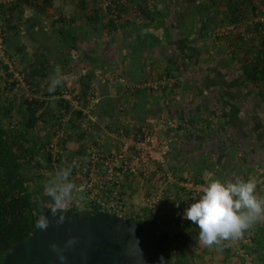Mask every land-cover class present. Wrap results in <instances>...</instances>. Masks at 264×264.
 <instances>
[{
  "label": "crops",
  "instance_id": "0c3cea01",
  "mask_svg": "<svg viewBox=\"0 0 264 264\" xmlns=\"http://www.w3.org/2000/svg\"><path fill=\"white\" fill-rule=\"evenodd\" d=\"M49 2L41 13L36 6L40 2L36 0L35 6L24 12L26 21L15 22L20 28L37 22L32 30L43 29L40 23L50 29L53 17L65 15V22L59 26L70 30L78 41L77 47L58 41L57 47L47 48L32 44L29 39L27 51L30 56L34 50H41L44 56L61 57L44 82L46 91L57 69L61 71L63 91L71 87L77 95L83 77L91 80L90 94H98L99 100L92 111L94 120L91 119L88 127L95 123L92 128L100 132L95 139L103 149L115 151L118 148L117 133L121 129L130 133L144 123L158 125L159 136L172 148L168 157V167L176 180L169 191L172 198L179 193V182L196 178L203 162L201 156L208 159L204 163L207 180L216 177L223 166H228L232 149H236L235 157L244 161V167L245 164L264 166V144L261 145L264 140L259 141L264 137V103L258 97L257 87L249 83L241 85L244 74L240 57L251 53V48L248 53L239 51L238 41L230 37L222 40L209 35L206 41H200L197 33L181 36L174 25L180 6L171 0H153L149 5L150 16L136 11V6L130 8L129 12L133 13L124 16L125 28L115 32L109 41H102L90 24L85 25L83 12L79 11L80 0ZM71 17L75 21L70 20ZM159 23L162 26L158 27ZM21 36L24 37L22 33ZM29 62H33V58ZM164 80L166 85L160 90L150 87L154 81ZM112 103L115 104L113 116L103 112V106L105 110ZM163 114L173 118L179 127H186L190 118L201 121L188 126L190 130H184L182 139H178L175 131L159 125ZM207 128H211L210 133ZM206 132L209 133L207 138ZM228 162L238 161L233 158ZM217 165L221 168H216ZM214 169L217 170L215 175ZM224 171L229 173L227 169ZM244 175V170L241 175L235 174L236 180ZM183 224L178 228H183Z\"/></svg>",
  "mask_w": 264,
  "mask_h": 264
},
{
  "label": "trees",
  "instance_id": "16d2710c",
  "mask_svg": "<svg viewBox=\"0 0 264 264\" xmlns=\"http://www.w3.org/2000/svg\"><path fill=\"white\" fill-rule=\"evenodd\" d=\"M35 1L0 0V22L2 28L5 29V50L11 57H16L15 69L24 74L26 84L23 86L19 83L15 77V72L11 71L10 67L0 60V264H3L4 256L16 242L26 239L32 233L39 217L46 210L54 207L51 198L45 193V184L39 180L45 170L48 171L56 167L53 165L54 156L51 147L52 138L56 132L63 128L65 131V137L59 141L61 149L57 166L60 167L65 165L70 168L72 156L84 157L90 144L99 145L95 136L100 135V132L94 130L96 128H92L95 123L92 122V125L88 127L91 117L85 114L82 109H76L71 101L64 98L63 85H58L52 92L45 90L44 82L54 71V63L61 60V57L55 59L44 56L41 50H34L33 56H30L27 51L26 43L29 39L32 44L41 47H57L59 45L58 35H56L58 32L64 39L61 41L63 39L59 37L61 43L63 42L69 47H77L78 42L70 30L64 26H59L60 23L65 22L64 14L57 18L53 17L51 30L46 28L44 23H40L43 29L32 30L37 22L20 28L16 22L22 24L26 21L24 12L28 7L35 6ZM47 1L50 0H38L40 3L36 6L40 9L39 12L43 13V10L47 8ZM187 1L189 3H186ZM171 2L180 6L176 12L174 25L181 36L190 37L192 33H197L200 41H206V38L211 36V32L215 29L233 25L236 31L224 35L220 39L230 37L237 40L239 42L236 44L237 49L246 53H248L250 46L245 41L243 33L249 28L259 32L261 25L260 22H256L252 26L247 23V20L251 19L250 16L258 17L259 14H264V0H171ZM152 3L153 0H94L91 3L88 0H80L78 5L79 11L83 12L82 18L85 25L90 24L93 33L101 36L102 41H109L115 32L127 24L124 21V14L128 13L130 8L136 6V11L140 10L146 16H150L149 5ZM102 4L104 5L102 6ZM220 11L222 15H220ZM70 20L75 21V18L71 17ZM188 20L191 21L190 24L186 23ZM180 21L185 22V24H181ZM243 24L248 26L243 27ZM157 26H162V23ZM90 35L94 34L90 33ZM260 42V46L264 48V39H260ZM250 50L253 53L255 46L252 45ZM251 53L240 57L239 62L244 74L241 85L244 87L246 83H249L251 86L257 87L259 89L258 97L264 103V49H259L255 57H247ZM32 58L33 62L30 63L29 60ZM91 84V80L84 76L82 87L76 96L82 106L89 105V97L92 95L90 94ZM114 105V103L109 104L105 110L103 106V112L111 113L113 116ZM64 117H69L65 123ZM199 121L201 120L197 121V118H190L186 127L180 128L185 131L190 130L188 126L191 124L195 126ZM207 132L210 133L211 128H207ZM207 132L204 135L205 138L209 135ZM263 140L264 137L261 136L259 141ZM257 141L254 142L259 145L260 143ZM263 144L261 143L262 146ZM105 150L107 151V149ZM240 153L242 155V152ZM230 154L229 160L237 158L235 157L237 155L236 149L230 150ZM201 158L203 166H199L200 171L195 181L205 185L208 180L204 175L207 169L204 163L206 164L208 159L203 156ZM64 160L67 161L64 162ZM229 160L227 159L228 168H226L232 170L233 166H229ZM219 166L217 165L216 168ZM213 178L218 177L213 176L210 179ZM179 189V192L182 189V191L185 190L181 186ZM178 194L172 198V192L167 193V198L171 200L172 206L180 205ZM165 203L161 202L158 210H163ZM71 209L90 218L99 211L97 208L84 211H79L75 207ZM175 211L171 213L169 221L166 220V212L159 215L149 209L144 211L143 216L136 213L134 219L149 229L157 246L164 253L167 264H197L199 261L203 262L201 264H206V260L203 258L204 254H200L196 250V245L200 242L199 228L191 222V224H185V228L187 230L195 229L198 234L179 231V225L184 223L183 213L181 211L180 214L174 213ZM161 220L164 225L163 230L159 228ZM257 232L258 234H256ZM246 234L251 245H245L241 241V247L250 254L257 251L258 258L264 262V228L253 225L242 234V237H245ZM191 238H195L193 242H191ZM226 242L224 241L225 244L228 243ZM173 248H178V251L171 255L174 251ZM226 250L229 251L230 249L226 248ZM253 260L256 263V259L253 258Z\"/></svg>",
  "mask_w": 264,
  "mask_h": 264
},
{
  "label": "built area",
  "instance_id": "2783aa9c",
  "mask_svg": "<svg viewBox=\"0 0 264 264\" xmlns=\"http://www.w3.org/2000/svg\"><path fill=\"white\" fill-rule=\"evenodd\" d=\"M8 1V0H4ZM260 22V37L257 41H252L249 34L244 32L245 41L249 43L250 48L255 46V51L247 57H255L256 53L261 47L260 39H264V14H259L258 20ZM236 30L235 26L219 27L212 33L213 38L220 39L224 35H229ZM5 29L2 28L0 22V60L14 71L17 62L16 57H11L5 50ZM15 72V71H14ZM15 77L23 86L24 74L15 72ZM166 85V81H154L150 87L160 90L162 86ZM70 89L64 91V98L71 101L76 109H82L85 114H88L94 120L92 115L93 108L98 103V94L92 93L89 97V105L82 106L76 98V93ZM75 93V94H74ZM69 117H64V123L68 121ZM96 120V119H95ZM159 125L167 126L176 132V137L181 139L184 130L170 116L163 114L159 120ZM159 126L153 122L139 125L127 133L125 129L119 130L117 133L120 139V144L115 151H106L100 145L90 144L87 154L84 157L72 156V166L69 168L70 172L77 173L79 176L81 186L78 189V195L73 196V199L67 202L64 208L71 209L75 207L81 211L93 210L117 214L122 218H133L136 213L143 216L144 210L140 213L131 207V196L127 189L137 191L146 190L144 200L146 208L150 211H157L161 202L167 201V193L174 181L172 172L168 167V157L171 153V145L164 141L157 132ZM65 137L64 129L56 132L54 140H52V154L54 156L53 165L57 166L60 159V139ZM67 160H64L66 162ZM174 180V181H173ZM160 182L162 188L156 194H153L154 182ZM180 186L183 187L187 196L185 197L183 208L187 207L191 202H195L202 193L204 184L195 183L194 181H181ZM145 207V206H144ZM185 210V209H184ZM248 238L239 237L233 240L234 244L242 241L244 244L251 245ZM234 252L241 257L243 253H248L242 249L235 248ZM236 250V251H235ZM249 256V254H247ZM244 259V258H243ZM246 263V260H245ZM254 264V261H252ZM247 264V263H246Z\"/></svg>",
  "mask_w": 264,
  "mask_h": 264
},
{
  "label": "water",
  "instance_id": "95a60500",
  "mask_svg": "<svg viewBox=\"0 0 264 264\" xmlns=\"http://www.w3.org/2000/svg\"><path fill=\"white\" fill-rule=\"evenodd\" d=\"M52 209L39 217H47L48 227L40 229L36 224L6 253L3 264H167L149 229L136 219L104 211L90 218L64 208L61 224ZM60 255L66 260L61 261Z\"/></svg>",
  "mask_w": 264,
  "mask_h": 264
},
{
  "label": "clouds",
  "instance_id": "9594fccd",
  "mask_svg": "<svg viewBox=\"0 0 264 264\" xmlns=\"http://www.w3.org/2000/svg\"><path fill=\"white\" fill-rule=\"evenodd\" d=\"M62 83L60 69L56 70L49 91L52 92ZM70 169H61L54 179L49 180L44 190L51 198L54 207L52 214L58 215L57 223H63L64 206L73 199L75 185L69 181ZM255 179L224 181L209 179L195 202L184 210L183 217L199 228V240L205 246L219 245L221 241L235 240L251 228L256 222L264 220V197L256 193ZM47 217L38 220L37 227H48ZM72 241H69L71 244ZM139 248V241H136ZM53 250L58 251L53 245ZM65 261L66 257L60 255ZM163 260V258H161Z\"/></svg>",
  "mask_w": 264,
  "mask_h": 264
},
{
  "label": "rangeland",
  "instance_id": "374dc122",
  "mask_svg": "<svg viewBox=\"0 0 264 264\" xmlns=\"http://www.w3.org/2000/svg\"><path fill=\"white\" fill-rule=\"evenodd\" d=\"M186 3H189L188 1L186 2ZM104 4H102V6H103ZM101 6V7H102ZM224 6V5H223ZM130 11V10H129ZM130 13H133V12H126L124 15H126V14H130ZM250 18L251 19H248L247 20V23L248 24H250V25H255V23H256V21L258 20V17L257 16H250ZM183 21V20H182ZM182 21H180V23L181 24H185V22H182ZM190 22L191 21H187L186 23L187 24H190ZM230 25H227V26H225V27H229ZM243 27H245V26H248L247 24H243L242 25ZM250 27V26H249ZM125 28V27H124ZM234 31H236V30H234ZM246 33H248L249 34V36H250V38H251V40L253 41V39H256L255 41H257L258 39H259V37H260V34H262L263 35V33H260V32H257V31H255V30H253L252 28H249L247 31H246ZM56 35H58L57 36V38H58V41L59 40H61V39H63L62 38V36L61 35H59V32H58V34H56ZM59 37H61V39L59 38ZM61 41H64V39L63 40H61ZM54 43V42H53ZM53 43H52V45H53ZM63 43V42H62ZM64 44V43H63ZM14 71L15 72H18L16 69H14ZM67 89H70V90H72L73 92H75L71 87H68ZM64 124V123H63ZM63 127H66V126H63ZM67 128V127H66ZM64 129V128H63ZM54 138H55V136H53V140H54ZM237 161L238 162H240V163H238V162H235V163H233V164H230L229 166H233V168H232V170H234L235 169V171H232V170H228L227 168V166H224L223 167V169L221 168V167H219V169L221 168V171L217 174V176L218 177H220L222 180H224V181H233L234 182V180H236V177H235V174L236 175H241L242 173H243V170H244V176L243 177H241V179L240 180H248V179H255V181H256V183H257V189H256V193H257V195L258 196H260V197H264V166H252V165H248V164H245V167H244V165H242L243 164V160H241L239 157H237ZM193 161H190V164H192L193 165ZM235 166V167H234ZM193 167V166H192ZM227 167V168H226ZM194 168V167H193ZM224 168H226L228 171H229V173H227L226 174V172L224 171V170H226V169H224ZM61 169H69L68 167H66L65 165L64 166H62V167H60V166H56L55 168H53V169H50V170H45L43 173L44 174H42L41 176H40V180L39 181H42V183H44V184H46L49 180H51V179H54L55 178V176H56V174L61 170ZM216 171L217 170H215L214 169V175L216 174ZM248 171V172H247ZM72 172V171H71ZM235 173V174H234ZM77 173H70V176H69V181L70 182H72L74 185H75V189H74V192H73V196H75V195H78L79 193H78V189L80 188V186H81V182H80V178H79V176L78 175H76ZM232 174H234V176H232ZM247 175V176H246ZM210 177V176H209ZM213 177V176H212ZM186 179H188V178H186ZM210 179V178H209ZM208 179V180H209ZM189 180V179H188ZM188 180H183V181H188ZM181 181V180H180ZM191 181H194L195 183H196V181H195V179L193 178V177H191ZM153 187H154V190L152 191L153 192V194H156L157 192H159L160 191V189L162 188V185L160 184V182L158 183V182H154V184H153ZM139 188H137V191H135V190H130V189H127V192L128 193H130V196H131V207H133V209L137 212H141V211H143L145 208H144V206L146 207V202H145V200H144V196H146L147 194H146V190H142V191H139L138 190ZM168 189H171V188H169V187H167L166 188V190H168ZM169 191V190H168ZM178 194V193H177ZM179 196H180V201H178V202H180V205L178 206H172V203H171V200L170 199H168L167 197V201H166V203H165V207L163 208V210L161 209V210H157V211H159V212H156V211H154L156 214H159V215H162L163 214V212H166V213H168L169 215H167L166 213H165V217H166V220L167 221H169L170 220V216H171V213H173V211H175L174 213H176V212H178L179 214H180V211H181V213H183L184 212V209L186 208H183V206L182 205H184V201H185V197L187 196V193L185 192V191H182L181 190V192H179V194H178ZM173 196V195H172ZM79 210V209H78ZM147 210V208L144 210V211H146ZM79 211H81V210H79ZM182 219H184V224H183V228H181V229H179V231L181 230L182 231V233L184 232V231H186V233L187 232H190V233H197V230H195V229H191V230H187L186 228H185V223H190L191 224V221H189V220H187L186 218H184L183 217V214H182ZM261 222V223H260ZM260 222L259 223H255L254 224V226H257L258 228L259 227H262V228H264V220H260ZM163 222H162V220L160 221V223H159V228H160V230H163L164 229V225L162 224ZM194 233V234H195ZM198 234V233H197ZM247 234H250V233H247ZM256 234H258V232L256 233ZM199 237V236H198ZM193 238H191V242H193L194 241V239L192 240ZM184 240H187V239H184ZM246 242H249V239L247 238L246 240H245ZM228 243L227 244H225L224 243V241H221V243L219 244V245H212V246H205L202 242H199V243H197V245H196V250L200 253V254H204V260H206V264H253L252 263V261H254L253 260V258H255L256 259V263H260V264H264V262H262L259 258H258V256H257V251L256 252H254V253H252V254H250V253H247V254H249V256H247V254L246 253H243V256L241 257L239 254L237 255L235 252H234V250L233 249H235V248H237L238 247V249H241V251H242V249H243V247H241V245L239 244V242L237 243V244H234L233 242V240H229V241H227ZM255 244V243H254ZM254 244H252V245H254ZM245 245H247L246 243H245ZM255 246V245H254ZM226 248H228V249H230L229 251H227L226 250ZM174 249V251H173V254L171 253V255H174L177 251H178V248H173ZM236 251V250H235ZM244 258V259H243ZM245 260H246V263H245ZM201 263H203L202 261L200 262L199 261V263H197V264H201Z\"/></svg>",
  "mask_w": 264,
  "mask_h": 264
},
{
  "label": "flooded vegetation",
  "instance_id": "af4514ba",
  "mask_svg": "<svg viewBox=\"0 0 264 264\" xmlns=\"http://www.w3.org/2000/svg\"><path fill=\"white\" fill-rule=\"evenodd\" d=\"M227 243V242H226ZM254 264H256L255 262H254Z\"/></svg>",
  "mask_w": 264,
  "mask_h": 264
}]
</instances>
